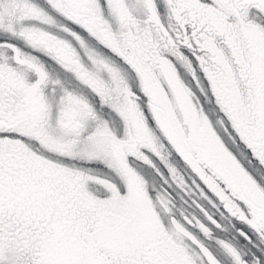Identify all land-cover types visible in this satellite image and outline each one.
<instances>
[{
	"label": "snow or ice",
	"instance_id": "6c2138e0",
	"mask_svg": "<svg viewBox=\"0 0 264 264\" xmlns=\"http://www.w3.org/2000/svg\"><path fill=\"white\" fill-rule=\"evenodd\" d=\"M29 4L52 18L57 27L50 35L70 44L85 68L92 69V61L80 40L135 79L132 91L165 150L146 139L130 140L111 121L118 147L96 144L92 133L99 136V131L88 110L114 115L99 94L55 52L0 28V237L10 234L6 243L0 241V264H38L42 237L58 238L61 251L53 264H222L209 246L213 241L231 264H264V155L233 126L239 119L253 135L264 134V0H151L144 9L145 18L152 14L149 9L160 17L174 41L178 34L180 41L187 38L178 43V52L161 54L181 80L190 79L191 86L199 82L195 90L206 112L212 109L219 119L213 72L231 70L238 82L244 106L214 130L241 162L247 189L234 194L217 180L223 195L204 175H211L208 168L201 172L160 131L136 69L93 34L89 16L99 15L106 26L115 19L111 0ZM17 50L34 58L36 66L20 65ZM181 57L191 63L195 78ZM69 79L81 91L67 88ZM29 108L27 120L18 116ZM33 122L52 136L78 133L72 153L52 151L40 135L20 130ZM229 226L252 246L249 251L222 238Z\"/></svg>",
	"mask_w": 264,
	"mask_h": 264
},
{
	"label": "rangeland",
	"instance_id": "374dc122",
	"mask_svg": "<svg viewBox=\"0 0 264 264\" xmlns=\"http://www.w3.org/2000/svg\"><path fill=\"white\" fill-rule=\"evenodd\" d=\"M68 2L78 4L80 0H68ZM39 3L43 4L44 0H39ZM150 3L151 0H129V5H125L124 0H111V11L115 17L112 24L106 26L107 21H104L97 14L89 16L88 23L91 25L94 35L112 48L113 51L123 56L136 69L140 77L141 90L148 96V106L151 110L155 111L156 114L162 113L166 116H190L191 114L195 116L198 114L201 120L199 125L201 132L203 126L208 127V123L203 112L200 94L195 90V88L200 87L199 82L197 81L198 83L195 86H191L190 79L187 82L181 80L176 68L161 54L162 50L178 52V43L171 36L169 38L167 30L159 21L160 17L156 16L152 9H149L152 14L145 18L144 9ZM129 6H131L132 11H129ZM44 7H47V5H44ZM69 14L80 15L79 12H72L71 10H69ZM149 20L153 23L150 24ZM56 27L57 25L52 21V18L35 5H30L29 0H11V2L0 0V28L12 31L17 36L25 37L35 47H43L55 52L61 61L65 62L66 67L74 71L79 79L99 94L101 104H106L112 110L114 115L108 113L97 115L91 109L88 110V114L95 121V127L99 131V136L96 132L92 133L93 137H97L94 141L96 144L111 147L113 150L118 147L114 142L115 138L112 136V130L109 128V122L111 121L113 127L118 131L121 128L126 130L130 140L146 139L158 150L164 151V145L160 137L151 129L146 128L144 113L138 103L139 97L132 91L131 87L135 85V79H130L128 74L109 58L88 48L83 40H80L81 47L85 49L86 55L92 61V69L85 68L70 44L57 40L50 35V30H55ZM153 28H155V31H153ZM161 32H163V35H160ZM165 38H167L166 42ZM177 38H179V34ZM77 39L80 38L77 37ZM181 59L186 64L187 70L193 72L192 78H195L191 63L185 57H181ZM16 60L20 65L36 66L34 58L26 52L17 50ZM2 67L0 66V68ZM0 75H3V72H0ZM227 79L229 78H224L221 73L215 78L216 86H214L213 92L217 100L237 98L240 93L231 84L232 81ZM54 83L60 84V81L57 80ZM66 83L67 88H75L77 91H81L80 86L75 85L70 79ZM165 85H167V90ZM60 87L67 91L64 84H60ZM201 93H203L202 88ZM204 95L205 98H208L207 94ZM25 99L31 101L30 96H26ZM161 100H164L165 105L160 104ZM219 103L221 104V102ZM155 104L157 106L160 104L161 108L158 107L157 109ZM230 105L229 107L220 106V111L229 112L232 119L241 107L236 106L234 100ZM76 111L77 109L70 110L73 113ZM30 112L31 108L19 113L18 116L27 120ZM211 113L213 114V111ZM106 115L108 119L104 118ZM13 119L16 118L13 117ZM70 123L71 120L69 119L64 127H69ZM233 126L237 127L243 139L251 146L257 147L258 155H264V136H260L259 133L253 135L252 129L247 124H242L239 119H233ZM20 130L28 135H40L45 147L65 154L72 153L79 136L78 133L70 138H65L66 133L62 136L48 135L38 130L35 122L22 127ZM164 136L172 145L176 144L174 138L180 137L174 132ZM181 153L190 161H192V158L197 157L196 148ZM1 238L0 241L3 242ZM39 246L40 260L38 264H53L59 257L61 249L57 237H42Z\"/></svg>",
	"mask_w": 264,
	"mask_h": 264
},
{
	"label": "flooded vegetation",
	"instance_id": "af4514ba",
	"mask_svg": "<svg viewBox=\"0 0 264 264\" xmlns=\"http://www.w3.org/2000/svg\"><path fill=\"white\" fill-rule=\"evenodd\" d=\"M161 6L163 5L161 4ZM186 40L187 38L185 37L184 41ZM212 75L215 79L219 76V73L213 72ZM221 75L224 78H229L232 81L231 84L240 91L237 80L235 79V76L232 74L231 70H229L228 74L221 73ZM251 83L252 81L249 80L248 84ZM214 86H216V84H214ZM233 100L236 102V106H239L241 108L244 106L241 91L237 98H224L221 100L216 99V103L223 107H229L231 106L230 103H232ZM219 102H221V104ZM160 104L165 105L164 100H161ZM160 104L158 106L157 104H155V106H157V109L158 107L161 108ZM203 109L208 127L206 128L203 126L201 132L199 126L201 124V120L198 114H196L195 116H193V114H191L190 116H166L162 115V113L156 114L155 111L151 109L150 111L163 135H168V133L174 132L176 135L180 136L179 138H174L176 144H174L175 146L173 145L178 151L184 152L188 149L196 148L197 157L192 158L191 162L195 163L196 167H198L201 172L204 171V168H208L211 175H209L208 173H204V175L207 177L208 181L215 185V188L219 191L220 194L223 195L225 193V189L220 188L217 180L224 181L225 188L232 189L234 194L245 191L247 189V185L241 181V178H247V173L241 166V162L237 160L236 156H234L227 147H225L224 143L221 141L220 137L214 130V125L222 127L225 119H231L230 113L226 112L225 110H221L218 119L217 113L212 109H208L207 112L205 111L204 106ZM211 111H213V114L211 113ZM188 117H190L191 119H189ZM144 123L146 124V128L150 129L147 125L145 116ZM259 135L264 136V134L261 133H259ZM254 149L257 152V147H254ZM224 198L228 200V197L226 195ZM229 203L232 204L233 201L229 200ZM221 235L222 238L229 239L233 243H236L237 246L244 251H249L252 247L247 241L241 239L238 233H235L232 230L231 226H229L228 230ZM253 239H255V237H253ZM209 246L222 261V264H231L230 259L215 245L214 241L209 242Z\"/></svg>",
	"mask_w": 264,
	"mask_h": 264
},
{
	"label": "trees",
	"instance_id": "16d2710c",
	"mask_svg": "<svg viewBox=\"0 0 264 264\" xmlns=\"http://www.w3.org/2000/svg\"><path fill=\"white\" fill-rule=\"evenodd\" d=\"M177 43H184L185 41H180L178 38L176 40ZM10 234H7L5 236H3L1 239H3V242H7V240L9 239Z\"/></svg>",
	"mask_w": 264,
	"mask_h": 264
}]
</instances>
